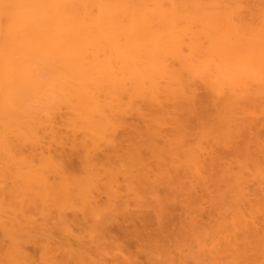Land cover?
<instances>
[{"label":"bare ground","instance_id":"1","mask_svg":"<svg viewBox=\"0 0 264 264\" xmlns=\"http://www.w3.org/2000/svg\"><path fill=\"white\" fill-rule=\"evenodd\" d=\"M229 1L230 0H0V159H2L0 161L3 162L4 160H8L6 162L9 165L8 162L11 160L13 161V159L15 160V158L18 159H16L17 161L20 159L22 163L23 161L26 162L31 159L29 161L32 166H30L31 173L26 174V172H24L26 175L24 176L26 178L28 177L27 179L31 182L30 185H28L30 187L26 189L24 187L22 188L26 190V193L28 192L27 189L32 190L31 193L36 195L37 198L40 196V202H42L43 208L45 209H48L49 200L52 202L51 206L54 202L57 205L56 202L62 197V199L65 198L64 200H68V198L77 196L78 199L80 198L82 200V204L84 203V209L80 210L81 216H78V210L77 213L75 210V213L71 216L64 214L63 211L62 213L59 211V214L55 213L57 215L52 218V221L50 220V224L47 222L48 219L43 221L45 224L43 222L42 224H37L36 220L32 217H30L32 219H29V217L26 216L28 217V221L27 219L25 220L28 223L22 225L25 220L20 222V219H18L19 215L15 214V217L12 212L11 214L14 217H12V219L10 218L11 220H8L9 218L7 217V219L3 221L6 215L4 214V218H1V215H3L2 213L0 214V226L4 231L3 235H7L11 232V229L18 230V228L21 231L27 230L30 234H32L31 232H46L45 242H43V238V240L40 241L43 242L44 252H46V255L43 256L45 258L42 259H46L49 264H82L83 261H85L83 258L87 259V263L85 262L86 264H109L106 259L111 256V254L108 255V253H106L107 245H115V248H117L116 245H120L118 239H115L116 237L112 235L110 226L106 221L110 215H108V217L106 216L107 218L105 216L102 217L103 212L99 218L96 212L98 210V212H100L99 205L102 196L107 197V202H105L106 205L103 204L107 211L106 214L104 213L105 215L114 212L115 214H127V210L129 209L127 207L128 200H126L124 196H121L122 193H118L117 195V190L119 188L114 190L112 187L109 190V186L113 185V183L111 184L108 182H110L111 179L118 180V178H115L114 174L116 173H111L113 170L107 172V174L110 173L108 174L109 176L106 174L104 177L102 173H106L107 170L105 171L104 167L97 169V166L99 167L102 165L99 163L104 162H98L97 157L94 156V152H98V150L102 151L103 148L101 147L103 146L106 149L103 150V153L106 152L105 157L108 159H110L112 152L113 154L117 153V155L121 150L123 152V146H126V144L121 146L122 143L118 142V139L122 137L117 139L116 135L120 129L133 131L137 134L136 140L140 139V142L138 140L137 143H133L134 141L129 144L127 143L129 147L126 146L127 148H125L126 151L128 150V152L131 153L130 157H134L133 160L139 159L137 163L139 164V162H141L142 164L140 163V166L143 164H150L153 159H156L157 162L155 161V163H157V165L158 162H163L164 165L171 164L173 159L176 158L175 152L177 151V155L182 159L179 161L177 160V162H179L178 164L174 162L173 164H175V166L173 167L174 169L178 168L182 170L172 172L170 168L166 169V171H161V175L166 174V177L169 176L171 179L173 176L175 179V181L173 178L170 180L168 177L169 180L167 179V185H169V181L172 180L178 184L182 183V186H176L172 181L174 184L173 186L171 182L172 187L170 188L172 190L178 189V194H180V191L184 192L186 189V187H184L185 189L183 190V179L188 178L186 175L189 176L186 181H190L192 177H195L196 181H198L199 178L202 177V180L200 179L201 183L206 176L203 184H208V182L211 183L213 177H217L215 182L225 183L228 176L226 173H231V179L238 181L237 175L231 170L232 167L228 165L226 167L227 169H222V172L220 171L221 173L226 172L225 174L227 176L223 173L222 175L220 174L218 178L219 174L213 176L209 173L211 171L209 170L210 165L208 167V164H210V162H207L210 161L208 157L211 155L210 157L213 160L217 157L215 155L216 153H214V150L216 151L214 147H210L211 150H208V157H206L207 154L205 155L207 161L205 162L199 158L202 160L200 161L197 159L196 146H194L195 151H192L194 150L193 147L187 145V141L182 139V133H186L182 131L191 129V126H196L198 122L199 129L205 125L210 126L205 127L207 130L204 128H201V130L204 129L202 131L203 133L205 132L204 135L207 134V137L211 136L213 138L211 139L212 141L210 140L211 142L218 141L217 145H221L219 143L223 142L224 136H228V133H233V130L234 132L237 130V133L241 136V141L237 143V146L235 145L238 149L231 144L237 149L234 150L231 146L234 150L231 151V154L235 155L234 157L236 160L237 158H243L239 161V163L242 164H238L241 169V175L242 172L244 174L245 170H249V164H252L254 165L253 171H255V174L262 177L264 176V143L261 141L262 134L260 133L262 129H264V118L262 120V118L257 116L259 112L257 108H255V104H259L258 106H260V104L264 102V34L262 29L256 27L252 31H247L245 30L246 25H242L241 27L236 25L233 15L227 11ZM253 26L254 25H252V27ZM256 29H258V31ZM198 88H203L205 90V95L202 96V100L206 102L205 105L202 104L204 107H200L199 112L197 110V105L199 101H201V98L198 95ZM207 103H209V105ZM206 106L208 107L206 108ZM244 107L251 108L250 110L254 114L258 113L255 116L262 122L259 123L254 114L251 115L252 113L249 114L247 112V116H245L246 108ZM63 108L66 110L67 117L65 118L64 113L63 115L60 114L63 120L66 119V124L64 123L61 125H66L67 128L64 126L66 128L65 130L68 129L70 131V133H68L70 136H67V132L65 134L68 140L64 137V134L60 137V135H58L60 130L58 131V129L54 128L56 126H54V124L52 125L53 121H57L56 119H58L56 117L59 113L58 111H63ZM260 108L262 109L264 107L261 105ZM241 110L244 111L241 112ZM210 111L212 113H210ZM261 111L263 114V110ZM243 112L245 115L241 114ZM132 114L140 118V124H142L141 126L138 124L140 127L128 125V121L126 122V118L128 116L130 117V115L133 116ZM54 116L56 119H54ZM243 116L246 119L243 118ZM248 116L250 119H248ZM251 116H254L255 121L257 120L256 123H254L252 120L253 117ZM193 121L196 125L193 124ZM213 122L217 125H214ZM211 124L218 126L221 130L223 129V134L220 133L221 131L218 130V127L217 129L212 128L213 126H211ZM167 125L176 130L175 136H172L173 138L162 132L163 129H160ZM53 128L57 130L58 133L56 134L55 131L54 133L50 131L53 134H48V130H52ZM239 128L241 130H238ZM212 130L213 132L218 130L216 132L217 135L220 136H218V139L214 137L215 134H209ZM177 131H181V134ZM253 131L256 134L253 133ZM162 133L165 135H162ZM140 134L144 135V139L141 140ZM48 135H51L50 137H52L54 141L53 144L57 143L58 145V142L62 144V141L65 140L63 145L66 146L67 144L65 145V142L67 140L68 144L72 143V145H70L73 149H83V151L81 150L83 153L79 151V153L83 154L79 157H82L81 161L84 162V168L87 167L88 170L91 169V171H93V168L96 167L94 171H97H95L94 174L97 178L95 175L93 178L95 177L97 182L100 178L105 181V178H111L112 176L111 179H107L108 182L105 181V183L110 185L107 186L104 184L105 190H98L97 194H90L88 190H92L94 187L87 188V190L85 188L87 183H82L85 185L84 187L78 184L80 181L76 182L74 177L69 175V177H73V182L67 176V171L69 170L66 171L65 166L62 167L64 168L62 169L61 166H59L60 164L58 165L56 163L55 165L58 166L56 168L54 165V172L60 181L54 180L53 182H49L46 175L48 173V166H50V168L53 167L52 161L54 159L48 156L49 142H46ZM201 135V138H203L202 140L207 138L204 137L203 134ZM183 137H187V135ZM243 137L245 138L244 142ZM220 138H222L221 142ZM229 138H227V140ZM130 139H132V137ZM159 141L165 148L161 147ZM53 144L51 143L52 147H55ZM167 144L169 145L168 147ZM175 144H177L176 149L178 148L176 151ZM251 144H253L256 151H251L253 150V146L251 147L252 149H250ZM224 146L228 147V144H224ZM134 147L135 150L133 149ZM141 147L145 148L149 153L146 160L142 157L143 151L140 150L143 148ZM200 147L204 150L201 148L197 149H199L201 155H204L206 152L202 151H207L206 149L208 148L204 145ZM23 148L29 150L30 157H28V154L23 156L26 154V152H23ZM173 148L174 150H172ZM187 148H189V151L186 154L185 150H188ZM170 149L173 152L169 151ZM182 151L184 152L182 153ZM22 152L24 154H22ZM134 152L136 154H134ZM253 152H256V154ZM150 153H152V156ZM173 153L174 156L171 155ZM213 153L215 157L212 156ZM72 154H75V152ZM153 154H155V156ZM182 154L184 156L186 155L185 159H183L184 156ZM99 155L101 154L99 153ZM187 155H189L190 161L187 159ZM26 158L29 159L27 160ZM220 158L221 156L217 157V160H214V162L211 161L214 164L212 167H215L212 172H219L216 170L218 166H215V163L219 162ZM36 159L41 162L39 166H33ZM100 160H102V157ZM110 161L112 162V160ZM188 161L190 163H188ZM152 163L150 165H152ZM198 163L199 165H197ZM7 164L5 165L6 168L8 166ZM17 165L18 164H13L12 166L15 167ZM24 165L26 164L24 163ZM186 165L191 166V173L189 172V166L187 167ZM5 166L1 168L4 169ZM193 166L196 170L195 168L193 169ZM200 166L207 171L209 170V178H207L208 173H206L205 170V172H202L203 170H197V168L203 169ZM25 167L27 168V166ZM33 167L35 168L33 169ZM141 168V170L140 168L137 170L138 172L141 171L140 173L142 174L143 166H141ZM162 168L164 169V166ZM67 169H69V167ZM28 170L29 169H27V171ZM133 171L134 173L132 171L131 173L135 174L136 171L134 169ZM145 171H147V169ZM183 171H186V173L184 172L183 174ZM97 172L100 174V178L97 176ZM153 172L157 174L156 171ZM16 173H18L16 174L18 178L19 172ZM125 173L127 172H124V174ZM140 173H138L139 175L136 174L140 176ZM147 173L150 177L149 171L144 174L148 175ZM177 173H179L180 176ZM181 173L184 175L183 177ZM90 174L93 175L91 172ZM119 174L120 173H118V177H120ZM122 174L123 172L121 175ZM127 174L130 175L129 173ZM245 175L248 176V173H245ZM24 176L22 173L23 179H25ZM135 176L136 175H134V177ZM196 176H199V178L197 177V179ZM166 177H164V179ZM245 177H243V179ZM239 178V181L247 180L243 184L250 183H248L250 180L246 178L243 180L240 175ZM256 178V181L262 186L264 180H260L258 177ZM20 179L22 178L20 177ZM23 179L22 181H24ZM195 179L191 180V183L188 181L192 184L193 188L195 186L193 185ZM92 180L94 181V179ZM92 180L88 181V183H91ZM117 180H114L116 185ZM146 180L148 179L146 178ZM192 181L194 182L192 183ZM20 182L21 181H19V183ZM97 182L95 184L94 181L95 187L100 185V183L97 184ZM24 183L20 184V186H24ZM88 185L92 186V183ZM1 186L4 187L5 185ZM16 186H19L18 183H16ZM0 189L3 191V188ZM12 191L15 192L14 189H12ZM18 192L20 193V190ZM18 192H16L15 195H17ZM187 192L191 193L186 189L184 194L186 193L185 195H187ZM12 194L14 195V193H11V195ZM3 196L4 197L1 199L2 202L5 201L3 198L5 199L6 194L4 193ZM36 196L32 198H36ZM155 196L156 195H154V198ZM180 197L181 194L179 198ZM72 199L73 198H71V200ZM142 199L145 198L142 197ZM181 199L180 201H182ZM71 200L69 199V201ZM156 201L155 199V205L154 203H148L152 205L153 209L152 207H147V209H149V213L156 212V214H158L156 216L158 220L161 221V223H159L160 225L162 224L161 217L162 215L163 217L165 216L164 214L165 212L167 213L166 209L168 207L166 208V203H164V207L160 205L164 202L163 199L162 202L160 199L158 202ZM145 202L147 203L148 201ZM156 203L159 205H156ZM187 203L188 202L184 203L186 204L185 207L190 206L189 203ZM31 204L33 205V203ZM63 204L66 205L65 202ZM68 205H66L67 208L70 207ZM77 206L82 208L79 204H77ZM102 206L100 205V207ZM0 207L3 208V203ZM55 207L57 208V206ZM187 207L186 209L188 210ZM63 208L64 206L62 205V209ZM70 208L73 210L74 203L73 207ZM189 209H192L193 213L197 211V209L194 211V208L189 207ZM50 210L53 209L50 208ZM8 211L10 213V210ZM149 213L147 217L151 219L153 214L150 215ZM94 214H96V217ZM19 217H21V220L23 219L22 216ZM47 218H49V216ZM195 218H197V214H194L193 217L190 218L191 222H196ZM239 219H242V215ZM243 220L244 218L242 221ZM245 220L248 224L244 225L242 223L244 227L248 226L250 223L247 221L248 219ZM149 221L145 218L144 222H142L144 231H146L145 229H148V226L151 224V221ZM163 224H165V222ZM9 225L10 227H8ZM231 225H233L236 230L240 229L242 226L239 227L240 222L238 220H232ZM74 226L89 227L94 233L96 232V237L92 238L88 243L83 242L79 235L74 233L72 229ZM117 227L122 235L134 239L138 245V249L140 250L141 248L143 251L142 242L145 239L140 231L138 232L135 229L129 230L128 228H124L122 224H118ZM8 230L10 231L5 234V231ZM12 240L16 242L15 237L12 238L11 241ZM16 240H18V237ZM19 242L21 241L19 240ZM18 246L16 249H18ZM237 247L238 246H236V248ZM236 248L234 247L233 249ZM215 249L216 247L213 248V251L208 253V256L216 260L220 258L219 256H222L220 255L222 251L220 250L221 252H219L216 250L217 252H215ZM230 249L232 252L233 249ZM19 250L22 249L19 248ZM18 251L16 250V252ZM55 251L61 252L62 258L60 260L55 257ZM0 253L3 254L6 252L0 251ZM12 253L14 254V251ZM109 253H111V251ZM181 253L182 252H180V254ZM16 255H18V253H16ZM184 255L185 256H183V254L182 256H178V259H175L173 255L172 259L170 256L171 261L169 260V263L191 264L190 262L193 261L194 264L197 262L194 256L189 257L190 255ZM0 257H2L1 254ZM12 258L13 257H10L8 260L11 259L13 264H15V257ZM79 258H82L83 261ZM222 258L223 257H221V259ZM233 259H235L234 256ZM3 260L1 259L0 261L5 264L6 262H3ZM114 260L112 261L113 264H133L136 262L132 257H123L122 260L124 263L121 260L116 259L115 262ZM17 261L20 262L19 258ZM117 261H119V263ZM227 264L229 263L227 262Z\"/></svg>","mask_w":264,"mask_h":264},{"label":"rangeland","instance_id":"2","mask_svg":"<svg viewBox=\"0 0 264 264\" xmlns=\"http://www.w3.org/2000/svg\"><path fill=\"white\" fill-rule=\"evenodd\" d=\"M228 8V13H230V14H232L233 15V17H234V19H235V24L236 25H238V26H242V25H246L245 26V30H247V31H252L253 29H255V27L256 28H258V29H262L263 31V34H264V0H230L229 1V3H228V6H227ZM236 17V18H235ZM243 18V19H242ZM246 20H245V19ZM248 22V23H247ZM248 24V25H247ZM252 25H254L253 27H252ZM244 28V27H243ZM258 29H256L257 31H258ZM261 31V30H260ZM198 95H199V97L201 98V101H199V103H198V105H197V110H198V112H199V110H200V107H204V106H202V104H204L205 105V101L204 100H202V96L203 95H205V90L203 89V88H198ZM210 102H213V101H210ZM208 105H209V103H207ZM206 104V105H207ZM213 105V104H212ZM251 105V104H250ZM259 105V104H258ZM258 105H256L255 104V108H257V111L259 112V114L257 115V114H254V113H252V111L248 108V107H244V108H246V111H245V114H244V112L243 113H241V114H244L245 116H247V112L249 113V114H251V115H253L254 114V116L255 115H257V116H259V118H262V120H263V118H264V108H260V106L262 105L263 107H264V102L263 103H261L260 104V106H258ZM254 106V105H253ZM208 106H206V108H207ZM211 107V106H210ZM213 107V106H212ZM209 109H211V108H209ZM208 109V110H209ZM247 109H248V111H247ZM252 109H253V107H252ZM202 110V109H201ZM213 110V109H212ZM211 110V111H212ZM238 110V109H237ZM256 110V109H255ZM255 110H254V112H255ZM261 110H263V114L261 113L262 111ZM210 111V113H212ZM240 111V110H239ZM242 111H244V110H241V112ZM59 112V113H58ZM57 113H58V115H57V113H56V117L58 118V119H56V117L54 118V119H56L57 121H53V123H52V125L54 124V126H56V127H54V126H52V127H54V128H56V129H58V131H59V133H61V134H59L58 133V131L57 130H55L54 128L52 129V130H48V134H53L54 133V131L56 132V134L58 133V135H60V137H61V135H63L64 134V137H66L65 136V134H66V132H67V136L69 135L70 136V134H68V133H70V131L68 130H65L67 127H66V125H64V126H62L64 123L66 124V119L65 120H63L62 119V115H63V113H64V116H65V118L67 117V114H66V110H64V108H63V111L61 110H59ZM62 112V113H61ZM60 114H62V115H60ZM262 114V115H261ZM133 116H131L130 115V117L128 116L127 118H126V122L128 121V125L130 124V125H133L134 127H140L142 124H140V118L139 117H137L136 115H134V114H132ZM235 116H236V114H235ZM254 116H251V117H253V121H254V123H256L257 122V120L255 121V119H254ZM257 116H255L257 119H258V117ZM237 117V116H236ZM64 118V117H63ZM243 118H245L244 116H243ZM62 121H61V120ZM207 119H210V118H207ZM246 119V118H245ZM245 119H244V121H245ZM248 119H250V117L248 116ZM247 119V120H248ZM241 120H242V118H241ZM239 121V120H238ZM243 121V120H242ZM251 121V120H250ZM252 121V122H253ZM198 122V121H197ZM212 122V121H211ZM248 122H249V120H248ZM258 122L260 123V122H262V121H259V119H258ZM199 123V122H198ZM197 123V125L194 123V121H193V124L194 125H196V126H194V127H192L191 126V129H188V130H185V131H182V132H186L185 134L184 133H182V139H185L186 141H187V145H189V146H191V147H193V149H194V146H196L195 147V149H196V155H198V158L197 159H199V158H201L202 160H204L205 162L207 161V158L205 159V155L207 154V152H209L208 150H211V148L210 147H214L215 149H216V151L214 150V153H216L215 155L217 156V157H219V156H221V158H220V160H219V162H217V163H215L216 165L215 166H218V167H216L217 169L216 170H218L219 172H212V170H214V166L212 167V165H214L212 162H214V160H217V157H215L214 156V153H213V157H215V159L213 160V159H211V155L208 157V154H207V156L206 157H208L209 159H210V161H207L208 163L210 162V164H208V167H209V165H210V171L211 172H209V170L207 171V170H205V168H203V167H201V168H203V169H198L197 168V170H203L202 172H205L206 171V173H211V175H213V176H217L218 174V178L220 177V174L222 175L223 173L225 174L226 172H223V173H221L222 171V169H227L226 167H227V165L229 166V167H232V169L231 170H233V172H235V174L237 175V180L238 181H236V180H233V179H231V173L229 174V173H226L225 175L227 176V178H226V181H228V182H226L225 181V183H219V182H215V179L217 178H215V177H213V180L211 181V183L210 182H208V184H203L204 182L203 181H205L204 179H205V177H204V179H203V181H202V183H201V181H200V179L202 178V177H200L199 178V176H196V178L198 177L199 178V180L198 181H200V182H198V181H196V179H195V177L193 178L192 177V179L191 180H194L195 179V183H193L194 181H192V183H193V185H195L194 186V188H193V186H192V184H190L191 182V180L188 182V181H186L188 178H189V176H187L186 175V177H188V178H185V179H183V190L185 189L184 187H186V189H187V191H190L191 193H189V192H187V195H185L184 194V192L186 191V189H185V191L184 192H182V191H180V194H181V197H182V199H181V197L179 198V196H180V194H178L177 192H179L178 191V189H177V187H176V189L177 190H172L170 187H172V185H171V182L173 181H169L170 182V184L169 185H171V186H169V185H167L168 184V181H167V179H168V177L169 176H165L164 174V177H166L165 179H164V177H163V175H161V171H166V169H172V172L174 171H179V170H182V169H178V168H175L174 169V167L173 166H175V164H178L179 162H177V160L179 161L180 159H182V158H179V156L177 155V151L176 150H178V148L176 149V147H177V144H175L176 146H175V157L176 158H174L173 159V162L171 163V164H167V165H164V163L163 162H158V165H157V163H155V161H156V159L154 160L153 158H151V159H153L152 161H151V163H152V165H150V164H146V165H141V166H143V171H144V173L145 172H147V171H149V173H150V177H149V174L148 175H145L144 173H143V171H142V174L140 173L141 171H139L138 172V168H140V170L142 169L141 168V166H140V163L141 162H139V164L137 163V161L139 160H137L136 159V157H135V159L136 160H133V156L132 157H130V155H131V153H129L128 152V150L126 151V149L125 148H127L126 146H128V144L129 143H131V142H133V143H137V141L139 140V142H140V139H138V140H136V135L137 134H135V132H133V134L135 135H133L132 134V132L129 130H123V129H120V131H118L117 132V139L118 138H120V137H122V138H120V139H118V142H121L122 143V145L121 146H123L124 144H126V146H123L124 147V149H123V152H122V150L120 151V152H118L119 154L117 155V153L116 152H114V153H116V154H113V152H112V155H111V157L113 158H111L110 157V159H108L107 157H105V154H106V152L105 153H103V150H106L105 149V147H101V148H103L102 149V151L101 150H98V152H94V156H96L97 157V160H98V162H100V161H103L104 163H99V164H102V165H100L99 167L97 166V169L98 168H102V167H104V169H105V171H106V173H102L103 175H104V177L106 176V174H107V172H111L112 170V172L111 173H116V174H114L115 175V178H118V180L117 179H114L115 181L117 180V185H116V183H114L115 181L114 180H112L111 178H112V176H111V178L110 177H107V178H105L104 180L106 181V182H108V180L107 179H111V181L110 182H108V183H113V185H110V184H108V183H105V181H103V180H101V178H100V174H98V172L96 173V174H98L97 176L100 178V180H98V182H97V177H96V175L94 174V172L95 171H97V170H95L94 171V169L96 168H93V171H91V169H87V167L86 168H84L85 166H83L84 164V162H82L81 160H82V157H79V156H82L83 154V149H73V147L71 146L72 145V143H70V144H68V138L66 137V142H65V145L66 146H64L63 145V142L65 141H62V144L61 143H59L58 142V145H57V143H55V144H53L54 143V141L52 140V137H50L49 135H48V139H47V141L46 142H49L48 143V156L49 157H51V158H53L54 160L52 161V163H53V167L52 168H50V166H48V173H47V177H48V180H49V182H53L54 180H57V181H60V180H58V178L56 177V175H55V169H54V167L56 166L55 165V163L56 164H60L59 166H61V168L62 167H64L65 166V170L67 171V170H69V171H67V176L69 177V175L70 176H73L74 177V180L76 181V182H78V181H80L78 184H81L82 186H84L85 187V185L84 184H82V183H87L86 184V189L88 188H93L92 190H88L89 191V193L90 194H97V191L98 190H101L102 191V189H104V184H106L107 186H109V190H110V188H112L113 187V189L114 190H116V189H118L116 192H117V195H118V193H122V195L121 196H124V198H126V200H128L127 202H128V212H127V214H119V213H116L115 214V212L114 213H111V214H107V215H105L106 214V208H105V202H107L106 200H107V197L105 198L104 196H102V199L100 200V205L102 206L103 204H105V205H103L102 207H100V205H99V208H100V212H96V214H97V217H101V214H102V217L103 216H107L108 217V215H110L109 216V218H107V223H108V225L110 226V229H111V232H112V235L113 236H115L116 238L115 239H118V241H119V245L120 246H117L116 245V247L117 248H115V245H110V246H108L107 245V249H106V253H108V255L109 254H111V256H109L106 260H108L107 262L110 264V263H112V261L115 259H117V260H121L122 262H123V260H122V258L123 257H126V258H128V257H132L136 262H134L133 264H172V263H169L171 260V258H172V255H173V257H175V259H178L179 257L178 256H182V254H183V256H185L184 254H187V255H190L189 257H191V256H194L195 258L194 259H197V260H195V261H197L196 263H194V264H227V262L229 263V264H264V183L262 184V186L260 185V183H258L256 180H257V178L256 177H258V179H260V180H264V176L262 177V176H260V175H258V174H255V171H253V169H254V165H252V164H249V170H243L244 171V174H243V172H242V175H241V169H240V167H239V165L238 164H242V163H239V161L241 160V159H243V158H237V160L235 159V155H232L231 154V151L233 150V148H234V150H237L238 148L236 147L237 146V143L239 142V141H241L240 139H241V136H239V134L237 133V130H236V127H235V132H234V130H233V133H228V136L226 135V136H224L223 137V140H222V138H220V142H221V140L223 141L222 143H223V145H222V143H219V144H221V145H217L218 143V141L216 142V141H213L214 142V145H213V142H211L212 140L211 139H213L211 136H209V137H207V134L206 135H204V133L202 132L204 129H205V127H210L209 125H205V126H202V127H200V129H199V124ZM214 123V125L216 124L215 122H213ZM253 123V124H254ZM62 124V125H61ZM138 124L140 125V126H138ZM191 125V124H190ZM202 125H204V124H202ZM213 124H211V126H213L212 128H214V129H217V127L218 126H214ZM217 125V124H216ZM169 125H167V126H165V127H162V128H160V129H163L162 130V132H164L166 135H168V136H170V137H172L173 135L175 136V131L176 130H174L173 128H171V126H169ZM201 126V125H200ZM167 127V128H166ZM189 127V126H188ZM216 127V128H215ZM165 128V129H164ZM201 128H204L203 130H201ZM232 129H234V128H232ZM255 129V128H254ZM205 130H207V128L205 129ZM210 130V129H209ZM218 130H220L221 132L220 133H222L223 134V129L221 130V128H219L218 127ZM218 130H216L215 132H213V130H212V132L210 131V135H211V133L212 134H215L214 135V137H217V139H218V136L219 135H217V131ZM238 130H241L240 128L238 129ZM50 131H52V132H50ZM122 131H124V132H122ZM138 131V130H137ZM136 131V132H137ZM161 131V130H160ZM166 131V132H165ZM261 131V130H260ZM122 132V133H121ZM177 132H180V134H181V131H177ZM202 132V133H201ZM232 132V131H231ZM174 133V134H173ZM208 133V132H207ZM219 133V134H220ZM235 133H236V135H235ZM240 133V132H239ZM253 133H255L254 131H253ZM262 135H261V141L264 143V129H262V131L260 132ZM126 134V135H125ZM128 134H132L131 136L130 135H128ZM165 134H163L162 133V135H165ZM201 134H203V136L204 137H207V138H204V140H202L203 138H201L202 137V135ZM221 134V135H222ZM234 134V135H233ZM246 134H247V132H246ZM245 134V135H246ZM256 134V133H255ZM185 135H187V137H183V136H185ZM201 135V136H200ZM230 135V136H229ZM243 135V134H242ZM249 135V134H248ZM139 136V135H138ZM140 136H141V140L142 139H144V135H141L140 134ZM223 136V135H222ZM247 136V135H246ZM63 137V136H62ZM79 137H80V134H79ZM129 137V138H128ZM132 137V139H130ZM176 137L178 138V136L176 135ZM220 137V136H219ZM230 137V138H229ZM234 137V138H233ZM245 137V136H244ZM243 137V142H244V138ZM130 139V140H128V139ZM173 138V137H172ZM171 138V139H172ZM209 138V139H208ZM226 138V139H225ZM227 138H229L228 140H227ZM236 138H238V139H236ZM65 139V138H64ZM78 139H80V138H78ZM123 139V140H122ZM215 139V138H214ZM225 139V140H224ZM136 140V141H135ZM180 140V139H179ZM184 140V141H185ZM211 140V141H210ZM52 141V142H51ZM71 141V140H70ZM125 141V142H124ZM128 141V142H127ZM178 141V140H177ZM176 141V142H177ZM185 141V142H186ZM172 142V141H171ZM180 142V141H179ZM184 142V143H185ZM228 142V143H227ZM51 143L53 144V146L55 145V147H52V145H51ZM128 143V144H127ZM159 143L161 144V142L159 141ZM209 143V144H208ZM240 143V142H239ZM170 144V143H169ZM182 144V143H181ZM213 146H212V145ZM224 144H228V147L227 146H224ZM231 144H233L237 149H235V147L234 146H232ZM51 147H50V146ZM171 145V144H170ZM206 146L208 149H206L207 151H202V152H206L204 155H201V153H199V149H197V148H201L200 146ZM169 145L167 144V147H168ZM186 146V145H185ZM219 146V147H218ZM233 148H232V147ZM253 144H251L250 145V149H252L253 148V150H251V151H256L255 150V147L253 146ZM129 147V146H128ZM161 147H163V148H165L164 146H162V144H161ZM174 147V146H173ZM182 147V146H181ZM191 147H190V149H191ZM220 147H222V148H220ZM239 147V146H238ZM252 147V148H251ZM56 148V149H55ZM72 148V149H71ZM100 148V149H101ZM141 148H143V147H141ZM205 148V147H204ZM230 148H232V149H230ZM26 149V150H25ZM129 149V148H128ZM134 150H135V147L133 148ZM132 149V150H133ZM188 150H185V153L187 154L188 153V151H189V148H187ZM195 149L194 150H192V151H195ZM202 149V148H201ZM220 149H221V151H220ZM229 149V150H228ZM57 150V151H56ZM74 150V151H73ZM82 150V151H81ZM130 150H131V147H130ZM129 150V151H130ZM133 150V151H134ZM172 150H174V148L172 149ZM197 150H198V152H197ZM202 150H204V149H202ZM213 150V149H212ZM233 150V151H234ZM79 151L80 152H82V153H79ZM101 151V152H100ZM140 151H143V155H142V157L146 160V158H148V156H149V153L145 150V148H143V149H141ZM169 151H171V149L169 150ZM191 151V152H192ZM201 151V150H200ZM218 151V152H217ZM23 152H26V154H24ZM23 152H22V154H24L23 156H26L27 154H28V157H30V154H29V150L27 149V148H23ZM75 152V154H72V153H74ZM79 153V155H78V153ZM126 152V153H125ZM160 152V151H159ZM171 152H173V151H171ZM184 151H182V153H183ZM99 153L101 154V155H99ZM129 153V154H128ZM161 153V152H160ZM195 153V152H194ZM254 154H256V152H253ZM97 154H98V156H97ZM104 154V155H103ZM111 154V153H110ZM109 154V155H110ZM123 154V155H122ZM134 154H136L135 152H134ZM133 154V155H134ZM148 154V155H147ZM151 154V156H152V153H150ZM191 154V153H190ZM231 154V155H230ZM116 155V156H115ZM121 155V156H120ZM154 156H155V154H153ZM171 155H173L174 156V153L173 154H171ZM183 155V154H182ZM193 155V154H192ZM72 156V157H71ZM104 156V157H103ZM117 157V158H115V157ZM122 156H124V157H122ZM136 156V155H135ZM178 156V157H177ZM181 156V155H180ZM184 156V155H183ZM188 156V158L187 159H189V155H187ZM69 159H68V158ZM95 157V158H96ZM101 157H102V160H100L101 159ZM165 157H166V155H165ZM168 157V156H167ZM182 157V156H181ZM23 158V157H22ZM121 158V159H120ZM128 158H129V160H128ZM138 158V157H137ZM170 158V157H169ZM186 158V155L183 157V159H185ZM196 158V157H195ZM17 158H15V160H16ZM27 159V158H26ZM26 159H25V161H26ZM29 159V158H28ZM27 159V160H28ZM116 159V160H115ZM127 159V160H126ZM143 159V160H144ZM170 159H172V158H170ZM208 159V160H209ZM0 160H2V159H0ZM14 159H13V161L14 162H16V163H14L12 160L11 161H9L8 163H9V165L7 164V162L6 161H8V160H4L3 162H4V165H3V162L2 161H0L1 162V164H0V186L1 185H5L4 187H0V188H3V191H2V189H0V191H2V192H0V205L3 203V208H1L0 207V214H2L3 213V215H1L2 217L1 218H4V214L6 215L5 217L6 218H4V220L3 221H5V219H7V217L9 218L8 220H11L12 219V217H16V215L18 214L19 216H22L23 217V219L21 220V217H19L18 216V219H20V222H23L25 219H27L28 217H29V219H34V220H36V223L38 224H42V222L43 221H45V219L47 220L48 219V224H50L51 223V221H52V218H54V216L55 215H57V214H55V213H58L59 214V211H61V213H62V211H63V213L64 214H67L68 216H71L73 213H75L74 211L76 210V213H77V210H78V216L80 215L81 216V212H80V210L81 209H84L83 208V205H84V203L82 204V200L80 199H78L77 198V196L76 197H71V198H73L74 199V201H73V199L71 200V198H68V200H64V199H62V198H60V200L59 201H57L56 203H57V205L55 204V202H54V206L52 205L51 206V204H52V202H50V200L48 201V209H45V208H43V205H42V202H40L41 201V199H40V196L37 198V196L36 195H33V193H31V191L32 190H30V189H27L28 190V192L26 193V188H29L30 186H28V185H30V183L31 182H29V179H27L25 176V174H24V172H26V174H29V173H31L30 172V166H31V162H29V161H26V162H24L23 161V163L21 162V160L19 159V161H15ZM63 160V161H62ZM110 160H112V162L110 161ZM133 160V161H132ZM142 160V159H141ZM157 160H158V157H157ZM160 160V159H159ZM200 160V159H199ZM202 160H200V161H202ZM65 161V162H64ZM108 161V162H107ZM121 161H122V163H121ZM124 161V162H123ZM126 161V162H125ZM189 161H190V159H189ZM188 161V163H190ZM212 161V162H211ZM244 161V160H243ZM35 163L33 164V162H32V164H33V166L34 165H40L41 164V162L39 161V160H35L34 161ZM60 162V163H59ZM63 162V163H62ZM117 162V163H116ZM120 162V163H119ZM134 164H133V163ZM157 162V161H156ZM175 162V164H173ZM191 162H193V161H191ZM197 162V161H196ZM205 162H203V163H205ZM216 162V161H215ZM24 163L26 164V165H24ZM38 163V164H37ZM65 163V164H64ZM82 163V164H81ZM108 163H109V165H108ZM132 163V164H131ZM146 163V162H145ZM8 165V166H10V167H8L7 166V168H6V166L5 165ZM13 164H18L17 166H15V167H13L12 165ZM20 164V165H19ZM24 165V167L25 166H27V168L25 167H23V165ZM95 164V163H94ZM104 164V165H103ZM124 164V165H123ZM142 164V163H141ZM155 164V165H154ZM183 164V163H182ZM201 164V163H200ZM5 166L4 167V169H2L1 167H3V166ZM55 165V166H54ZM57 165V166H58ZM63 165V166H62ZM122 165V166H121ZM154 165V166H153ZM190 165V164H189ZM189 165H186L187 167L189 166ZM194 165V164H193ZM197 165H199V163L197 164ZM226 165V166H225ZM22 168H21V167ZM29 166V167H28ZM38 166H36V167H38ZM57 166H56V168H57ZM106 166V167H105ZM113 166V167H112ZM124 166H125V168H124ZM138 166V167H137ZM164 166V169L162 168ZM203 166H205V165H203ZM246 166V165H245ZM32 167V166H31ZM69 167V169H67ZM108 167V168H107ZM115 167V168H114ZM123 167V168H122ZM180 167H181V165H180ZM185 167V166H184ZM190 167L191 166H189V169H190ZM206 167H207V165H206ZM253 167V168H252ZM6 168V169H5ZM35 167H33V169H34ZM107 168V169H106ZM112 168H114V169H112ZM118 168V169H117ZM136 168V169H135ZM144 168H145V170L147 169V171H145L144 170ZM183 168V167H182ZM195 167L193 166V169H194ZM245 168V167H244ZM250 168H252V169H250ZM8 169H10V170H8ZM27 169H29L28 171H27ZM62 169H64V168H62ZM85 169V170H84ZM111 169V170H110ZM120 169V170H119ZM122 169H124V170H126V171H124V170H122ZM132 169V170H131ZM133 169L136 171L135 172V174H133L134 173V171H133ZM184 169V168H183ZM192 169V170H193ZM240 169V170H239ZM31 170H32V168H31ZM52 170V171H51ZM88 170V171H87ZM100 170V169H99ZM98 170V171H99ZM116 170H118V171H116ZM187 170V169H186ZM195 170H196V168H195ZM205 170V171H204ZM223 170V171H224ZM256 170V169H255ZM102 171V170H101ZM123 172V174L121 175V173ZM129 171V172H128ZM131 171L133 172V173H131ZM150 171H156L157 172V174L155 173V172H150ZM221 171V172H220ZM246 171H248V172H246ZM262 171V170H261ZM16 172H19V175H18V178H17V176H16V174H18V173H16ZM28 172V173H27ZM52 172V173H51ZM68 172H70V173H68ZM89 172V173H88ZM90 172L91 173H93V175L92 174H90ZM124 172H127V173H131L130 175H128L127 173H125V174H127L126 176H124L125 174H124ZM168 172V171H167ZM184 172L186 173V171H183L182 173L184 174ZM187 172H188V170H187ZM189 172L191 173V169L189 170ZM201 172V173H202ZM259 172V171H258ZM15 173V174H14ZM21 173V174H20ZM22 173H23V176H24V178L25 179H23V177H22ZM118 173H120L119 175H120V177H118ZM138 173H140L141 175L140 176H138L137 174ZM155 173V174H154ZM158 173H160V174H158ZM164 173V172H163ZM181 173V174H182ZM205 173V174H206ZM209 173H208V176H207V178H209ZM245 173L247 174L248 173V176L247 175H245ZM261 173V172H260ZM91 176H90V175ZM108 174H110V173H108ZM107 174V175H108ZM176 174V173H175ZM179 176H180V174L179 173H177ZM181 175L182 177L184 176V175ZM189 174V173H188ZM263 174V173H262ZM21 175V176H20ZM54 175H55V177H54ZM95 175V177L93 178V176ZM113 175V174H112ZM132 175V176H131ZM134 175H136L135 177H134ZM142 175H144V176H142ZM155 175H156V177H155ZM173 175V174H172ZM191 175V174H190ZM210 175V176H211ZM234 175V174H233ZM239 175H240V177L243 179V177H245L246 179H248V180H250V181H248V183L249 184H247V183H245V184H243L244 182H246L244 179V181H239ZM264 175V174H263ZM28 176V175H27ZM109 176V175H108ZM142 176V177H141ZM145 176H148V177H145ZM171 176V175H170ZM176 176V175H175ZM174 176V177H175ZM202 176V175H201ZM231 176V177H230ZM250 176H251V178H253V179H251L250 178ZM20 177L24 180V181H22V179H20ZM73 177L71 178V177H69L70 178V180H72L73 181ZM126 177H128V178H126ZM132 177V178H131ZM191 177V176H190ZM103 178V177H102ZM146 178L149 180H146ZM153 178V179H152ZM163 178V179H162ZM173 178V176L171 177V179ZM197 178V179H198ZM256 178V179H255ZM20 179V180H19ZM92 179H94V181H95V184H96V182H97V184L98 183H100V185H102V186H97V187H95L94 185V181L92 180ZM159 179V180H158ZM169 179H170V177H169ZM168 179V180H169ZM170 179V180H171ZM174 179V178H173ZM28 180V181H27ZM90 180H92L91 181V183H92V186H90V185H88V184H91L90 182L88 183V181H90ZM202 180V179H201ZM252 180V181H251ZM259 180V181H260ZM19 181H21L20 183H19ZM113 181V182H112ZM161 181H162V183H161ZM164 181V182H163ZM174 181H175V179H174ZM173 181V182H174ZM208 181H210V180H208ZM25 182V183H24ZM28 182H29V184H28ZM74 182V181H73ZM102 182V183H101ZM160 182V183H159ZM173 182H172V184H173ZM223 182V181H222ZM240 182V183H239ZM16 183H18V187L16 186ZM24 183V186H20V184H23ZM157 183H159V184H157ZM175 183V182H174ZM189 183V184H188ZM155 184V185H154ZM157 184V185H156ZM176 184V186L177 185H179V186H182V183H180V184H178V183H175ZM12 187H11V186ZM120 185V186H119ZM139 185V186H138ZM26 186V187H25ZM117 186V187H116ZM164 186V187H163ZM166 186V187H165ZM167 186H169V187H167ZM173 186H174V184H173ZM198 186V187H197ZM228 186H229V188H228ZM247 186V187H246ZM15 187H17L18 188V190H17V188H15ZM22 187H24V188H22ZM106 187V186H105ZM133 187H135V188H133ZM144 187V188H143ZM159 187H161V188H159ZM207 189H206V188ZM19 188H21V189H19ZM121 188V189H120ZM175 188V187H174ZM182 188V187H181ZM5 189V190H4ZM6 189H7V191H6ZM12 189H14V191L15 192H13L12 191ZM156 189V190H155ZM179 189H180V187H179ZM194 189H196V190H194ZM206 189V190H205ZM243 189H244V191H243ZM20 190V193L18 192ZM25 190V191H24ZM105 190V189H104ZM128 190V191H127ZM181 190V189H180ZM198 190V191H197ZM10 191H12L11 193H14V195L12 194L11 195V193H9ZM30 191V192H29ZM159 191V192H158ZM175 191V192H174ZM8 192V193H7ZM16 192H18L17 193V195H15V193ZM113 192H115V191H113ZM135 192V193H134ZM137 192V193H136ZM155 192V193H154ZM6 194V197H5V199L3 198V200H5L4 202H2L1 201V199H2V197H4L3 196V194ZM26 193V194H25ZM88 193V194H89ZM143 193V194H142ZM158 193V194H157ZM245 193V194H244ZM29 194V195H28ZM124 194H126V195H124ZM129 194H130V196H129ZM133 194V195H132ZM156 195L155 196V198H154V195ZM174 194V195H173ZM189 194V195H188ZM106 195V194H105ZM128 195V196H127ZM174 197H173V196ZM31 196V197H30ZM34 196H36V198H32V197H34ZM127 196V197H126ZM136 196V197H135ZM188 196V197H187ZM142 197L143 198H147L146 200L145 199H142ZM167 197V198H166ZM177 197V198H176ZM246 197V198H245ZM77 198V199H76ZM179 198V199H178ZM33 199V200H32ZM36 199H38V200H36ZM57 199V198H56ZM69 199L71 200V201H69ZM155 199L157 200L156 202H158L159 201V199H160V201L162 202V199H163V201L164 202H162V204H160V205H163V207L165 206L164 205V203H166V208H164V209H166L167 210V213L168 214H170V215H168L166 212H165V216L163 217V215H162V224H160L159 225V223H161V221L160 220H158V218H157V216L156 215H158V214H156V212H154L155 213V215H154V213H149L148 212V210L149 209H147V207H149V208H151L152 207V205H149L148 203H154V205H155ZM169 199H173L172 201L171 200H169ZM180 199L182 200V201H180ZM31 200H32V202H31ZM62 200V201H61ZM78 200V201H77ZM148 201L147 203L145 202V201ZM65 202L66 203V205H68V206H70V207H73V203H74V208H73V210H72V208H67V206L65 205V204H63V203H61V202ZM79 201H80V203H79ZM177 201V202H176ZM40 202V203H39ZM70 202H71V204H70ZM185 202H188L189 203V207L190 208H194L193 210L194 211H196V209H197V211L196 212H194L193 213V211H192V209H189V207H187L188 208V210L186 209V207H185V205L186 204H184ZM31 203H33V205L31 204ZM37 203V204H36ZM39 203V204H38ZM68 203V204H67ZM183 203V204H182ZM187 203V204H188ZM194 203V204H193ZM60 204H62L63 206H64V208L62 209V205H60ZM77 204H79V205H81V207L82 208H79L78 206H77ZM167 204H168V206H167ZM197 204V205H196ZM8 205V206H7ZM35 205V206H34ZM36 205H37V207H36ZM139 205H140V207H139ZM144 205V206H143ZM156 205H159L158 203H156ZM192 205V206H191ZM194 205H195V207H194ZM10 206V207H9ZM16 206V207H15ZM25 206V207H24ZM55 206H57V208H59V209H57ZM77 206V207H76ZM9 207V208H8ZM32 207V208H31ZM53 207V208H52ZM54 207H55V209H54ZM75 207H76V209H75ZM146 209H145V208ZM155 207V206H154ZM197 207V208H196ZM199 207V208H198ZM11 208V209H10ZM14 208V209H13ZM24 210H23V209ZM50 208L51 209H53V210H50ZM78 208V209H77ZM158 208V207H157ZM7 209V210H6ZM101 209H103V210H101ZM152 209H153V207H152ZM151 209V210H152ZM185 209V210H184ZM2 210V211H1ZM8 210H10V213H9V211ZM20 210V211H19ZM21 210H23V211H21ZM27 210V211H26ZM40 210H41V212H40ZM71 210V211H70ZM105 210V211H104ZM155 210V209H154ZM158 210V209H157ZM47 211V212H46ZM58 211V212H57ZM145 211V212H144ZM146 211H147V213H146ZM11 212L13 213V215L14 216H12V214H11ZM20 212H21V214H20ZM25 212V213H24ZM40 212V213H39ZM45 212V213H44ZM151 212H153V211H151ZM8 213V214H7ZM39 213V214H38ZM108 213H110V212H108ZM129 213V214H128ZM148 213L151 215V214H153V216H151V219L149 218V217H147L148 216ZM16 214V215H15ZM23 214V215H22ZM24 214H26V215H24ZM37 214V215H36ZM49 214V215H48ZM53 214V215H52ZM96 214H94V216L96 217ZM146 214V215H145ZM188 214V215H187ZM189 214H190V216H189ZM191 214H192V216H191ZM194 214H197V218H195L196 219V222H191V219L190 218H192L193 217V215ZM239 214H241L242 215V219L244 218V220L242 221V219H239V217L241 216V215H239ZM51 215V216H50ZM149 215V216H150ZM238 215H239V217H238ZM26 216H28V217H26ZM49 216V218H47ZM30 217H32V218H30ZM51 217V218H50ZM94 217V218H95ZM99 217V218H100ZM159 217V216H158ZM194 217H196V216H194ZM0 218V219H1ZM11 218V219H10ZM44 218V219H43ZM145 218H146V220H150L151 221V224L148 226V229H145L146 231H144V229H143V224H142V222H144V220H145ZM147 218H149V219H147ZM222 218V219H221ZM225 218V219H224ZM109 219V220H108ZM190 219V220H189ZM227 219V220H226ZM245 219H248L247 221H249L250 223H249V227L248 226H245V227H247V228H245L243 225H242V223L245 225V224H248L247 222H246V220ZM7 220V221H8ZM51 220V221H50ZM232 220H238L239 222H240V225H239V227L241 226V230L240 229H238V227H237V229L238 230H236L235 229V227H233V225H231L232 224ZM26 221V220H25ZM23 222L22 223V225L23 224H27L28 222V219H27V221L26 222ZM149 221V222H150ZM160 221V222H159ZM228 221V222H227ZM9 222V221H8ZM7 222V223H8ZM50 222V223H49ZM165 222V224H163ZM234 222H237V221H234ZM44 223V222H43ZM45 224V223H44ZM118 224H122L123 225V227L124 228H128L129 230H137L138 232L140 231V233L143 235V238L145 239L143 242H142V247H143V251L141 250V248H140V250L138 249V245H137V243L135 242V240L134 239H130L128 236H126V235H122V233H120V231L118 230V227H117V225ZM194 224V225H193ZM221 224V225H220ZM229 224V225H228ZM237 224V223H236ZM11 225V224H10ZM10 225L8 226V227H10ZM164 225V226H163ZM223 225V226H222ZM235 226V225H234ZM1 227V226H0ZM17 228V227H16ZM2 229V227L0 228V251H5L6 253H0L1 254V256L2 257H0L2 260H3V258H4V260H3V262L5 261L6 263H7V260L10 258V257H15L14 259H15V261H16V263L18 264H49L48 263V261H46V259H42V258H45V257H43V256H45L46 254V252H44L45 251V249H44V246L42 245V243L43 242H45V238H46V232L45 233H43V231H39L38 233H33V232H31L32 234H30V232L29 231H27V230H25V231H21V230H19V228H18V230L16 229H11V232H9L10 230H8V231H5V234H6V232H9L7 235H3V233H4V231H3V229ZM73 230H74V233H76L77 235H79V237L82 239V241L83 242H86V243H88V242H90V240L92 239V238H94V237H96V232L94 233V231L91 229V228H89V227H81V226H74L73 228H72ZM227 229V230H226ZM233 230V231H232ZM92 231H93V234H92ZM224 231V232H223ZM242 231V232H241ZM29 232V233H28ZM225 233V234H224ZM17 234V235H16ZM19 234V235H18ZM45 234V235H44ZM32 235V236H31ZM95 235V236H94ZM234 235V236H233ZM18 237V240H16V238ZM45 236V237H44ZM92 236V237H91ZM126 236V237H125ZM228 236V237H227ZM15 237V241L16 242H14L13 240V245L15 244V243H17V244H15V248L13 247V245H12V241H11V239L12 238H14ZM225 237V238H224ZM248 237V238H247ZM44 240H43V239ZM224 238V239H223ZM236 238V239H235ZM38 239V240H37ZM4 240V241H3ZM19 240L21 241V242H19ZM43 240V242H41V241ZM226 240V241H225ZM22 243V244H21ZM237 243V244H236ZM18 246V249H16L17 248V246ZM22 246V247H21ZM42 246V247H41ZM236 246H238L237 248H236ZM54 247V246H53ZM52 247V248H53ZM216 247V249L214 250L215 252H217V251H219V252H221V254L220 255H222V256H219L220 258H218V259H212L210 256H208L209 254V252H211V251H213V248H215ZM218 247V248H217ZM219 247H220V249H219ZM236 248L237 249V251H236V249H233V248ZM19 248L20 249H22V250H19ZM227 248V249H226ZM230 248H232L233 249V251L231 252L230 250ZM4 249V250H3ZM15 249V250H14ZM44 249V250H43ZM211 249V250H210ZM219 249V250H218ZM16 250L18 251V252H16ZM53 250V249H52ZM179 250V251H178ZM206 250H207V252H206ZM210 250V251H209ZM217 250V251H216ZM221 250V251H220ZM229 250V251H228ZM234 250H235V252H234ZM249 250V251H248ZM14 251V254H15V256H14V254L12 253ZM54 251V250H53ZM111 251V253H109ZM44 252V253H43ZM180 252H182L181 254H180ZM231 252V253H230ZM234 252V253H233ZM238 252H239V254H238ZM16 253H18V255H16ZM54 253H56V254H54L55 255V257L56 258H58L59 260L62 258V255H61V252L60 251H58V252H54ZM222 253H224V254H222ZM237 253V254H236ZM4 254H5V257H6V259H5V257H4ZM172 254V255H171ZM178 254V255H177ZM206 254V255H205ZM232 254H234V255H232ZM246 254H247V256H246ZM6 255H9V256H6ZM11 255H13V256H11ZM203 255V256H202ZM211 255V254H210ZM23 256H25V257H23ZM170 256H171V258H170ZM233 256H234V258L235 259H233ZM249 256V257H248ZM9 257V258H8ZM107 257V256H106ZM221 257H223L222 259H221ZM12 258V259H13ZM18 258H19V260H20V262L19 261H17L18 260ZM120 258V259H119ZM151 258H152V260H151ZM193 258V257H192ZM199 258V259H198ZM211 258V259H210ZM232 258V259H231ZM0 259V260H1ZM57 259V260H58ZM79 259H81V261H83L82 260V258H79ZM85 261H83V263L82 264H86L87 263V259L86 258H83ZM173 259V258H172ZM210 259V260H209ZM115 260H114V262H115ZM170 260V261H169ZM213 260V261H212ZM229 260V261H228ZM231 260V261H230ZM234 260V261H233ZM120 261V262H121ZM247 263H246V262ZM250 261V262H249ZM12 262L11 261V259L10 260H8V263L7 264H10V263ZM86 262V263H85ZM118 263H119V261H117ZM199 262V263H198ZM212 262V263H211ZM230 262H232V263H230ZM249 262V263H248ZM2 262L0 261V264H1ZM5 263V264H6ZM15 263V262H14ZM15 263V264H16ZM124 263V262H123ZM191 264H193V261H191L190 262ZM2 264H4V263H2ZM11 264H13V262L11 263ZM113 264V263H112ZM114 264H116V263H114ZM126 264V263H125Z\"/></svg>","mask_w":264,"mask_h":264}]
</instances>
